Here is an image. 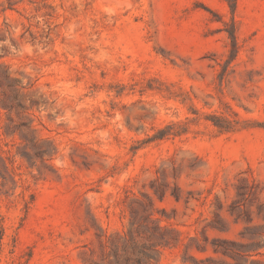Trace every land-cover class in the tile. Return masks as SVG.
Instances as JSON below:
<instances>
[{
	"label": "rangeland",
	"instance_id": "374dc122",
	"mask_svg": "<svg viewBox=\"0 0 264 264\" xmlns=\"http://www.w3.org/2000/svg\"><path fill=\"white\" fill-rule=\"evenodd\" d=\"M130 236L264 264V0H0V264Z\"/></svg>",
	"mask_w": 264,
	"mask_h": 264
},
{
	"label": "trees",
	"instance_id": "16d2710c",
	"mask_svg": "<svg viewBox=\"0 0 264 264\" xmlns=\"http://www.w3.org/2000/svg\"><path fill=\"white\" fill-rule=\"evenodd\" d=\"M160 133H162L163 135H160L161 137L158 138H163L164 136L173 134V133H163V131H160ZM176 135H179V133H176ZM129 232L131 233V230ZM204 240L207 241V238L205 237ZM211 244L213 247V251L215 253L221 252L223 254H227L232 257L245 256L242 255L240 251L236 252L235 249H233L234 247L240 246L234 242L214 239L212 240ZM154 247L155 246H147L145 244L139 245L138 242L135 240V238L133 236H130V239L129 240L125 239L121 246L115 245L111 250V254L114 257L115 263L117 264L120 261H123L124 264H152L151 263L152 252H157V250L154 249ZM246 256H250V255H246Z\"/></svg>",
	"mask_w": 264,
	"mask_h": 264
}]
</instances>
